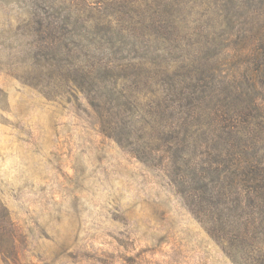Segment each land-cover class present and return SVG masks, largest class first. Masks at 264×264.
<instances>
[{
	"label": "rangeland",
	"instance_id": "1",
	"mask_svg": "<svg viewBox=\"0 0 264 264\" xmlns=\"http://www.w3.org/2000/svg\"><path fill=\"white\" fill-rule=\"evenodd\" d=\"M233 13L252 57L264 0H0V264H264V210L241 245L237 201L182 194L202 160L264 168L255 92L227 98L238 136L169 101L200 89L209 107L243 79L211 51Z\"/></svg>",
	"mask_w": 264,
	"mask_h": 264
},
{
	"label": "trees",
	"instance_id": "2",
	"mask_svg": "<svg viewBox=\"0 0 264 264\" xmlns=\"http://www.w3.org/2000/svg\"><path fill=\"white\" fill-rule=\"evenodd\" d=\"M243 16H246V14L240 15L233 13L230 17H224L218 20V29H223L224 33L219 35L220 39L217 42L211 41L213 49L211 51L215 56H213V62L216 67L218 66L216 63L220 60L219 56L222 53L232 51L235 53V57L233 61L232 59L231 61L234 62L239 59L236 64L243 66V79L234 78L232 81L228 80L224 82L221 87L217 88L211 85L212 89L217 93V96L222 100L218 99L219 102H217V104L214 103L209 107L205 105V101L211 100V96L207 94L205 90L202 91L199 89L198 95L186 93L184 90H181L176 96L170 97L169 101L172 107V103H183V110H179L178 113L181 112V114H186V123L191 124L192 121H196V123L199 124L201 121L199 126H203L205 123L202 122L208 119L212 126L215 124L216 128L222 127L223 129L228 127L234 135L238 136V134L244 131L246 127L244 121L246 120L242 121L241 116L236 113L229 114L230 109L227 108L226 104L229 101L227 98L230 99L231 97L232 90H237L242 93L245 91L246 86L251 88L256 95L249 101V105L253 108V112H256L259 117L264 119V92H262V89H264V21L260 26L256 25L254 30L253 28H248L249 30H253L252 36L254 40H256L252 57H248V54H246V47L244 46L245 41L249 39L247 35L248 31L240 27V24L243 26L245 24V20H242ZM208 46L209 45L203 46L197 49L196 52H200V54L205 53L209 51ZM249 65L253 66L251 70ZM213 70L214 68H212V71ZM219 70L223 71L221 68ZM209 82L211 84L210 80ZM206 85L207 84H205L204 87H206ZM249 105H247L246 108H249ZM172 111H174V109ZM256 120L258 121V119ZM259 120L261 121V119ZM240 138L242 137L240 136ZM224 161V159L220 158L202 160L197 167H191L190 169L193 170L198 168L197 173L193 176V180H196L197 184L189 190L184 191L183 189L182 194L183 197H187L190 192L198 194L197 197L200 200L199 204L194 202L192 195L189 199V204L192 207H197L196 211L202 209V211L205 212V210L208 209L207 201L209 198L206 194L213 191L217 192L221 198H224L223 202L225 204L228 203V198L226 200V197H232L237 201L238 203L235 207L242 206L243 213L235 214L234 221H239V224L234 227V230L230 231L233 232L232 238L234 237L235 240L242 245L250 240L247 236L251 233L250 226L253 221L249 219V216L252 215L253 217L255 213L264 210V168L261 166V169H258L251 164L252 161L249 162L248 165L246 164L244 167H241L240 164L238 165L241 161L239 157H235L234 164L232 163L231 165L232 167L226 166ZM201 174L204 176L206 175L204 180L199 179V175ZM225 188L228 192H225ZM203 201H205L206 207L202 205ZM227 207L231 210L230 206ZM244 210L248 211L244 212ZM213 213L216 212L213 211ZM219 220L222 223L224 222L221 213L218 214L217 221V224L220 226L221 222ZM225 228L226 232H228L229 230L227 227ZM220 229L222 230L221 227Z\"/></svg>",
	"mask_w": 264,
	"mask_h": 264
}]
</instances>
